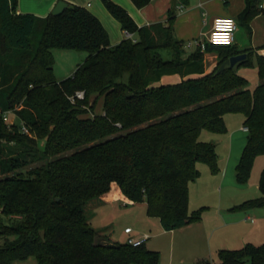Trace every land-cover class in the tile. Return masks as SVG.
Returning <instances> with one entry per match:
<instances>
[{"label": "trees", "instance_id": "trees-1", "mask_svg": "<svg viewBox=\"0 0 264 264\" xmlns=\"http://www.w3.org/2000/svg\"><path fill=\"white\" fill-rule=\"evenodd\" d=\"M132 1L139 8L151 2ZM105 4L136 40L112 44L101 20L81 5L41 17L18 12V0H0V264L30 256L37 264H158L160 252L146 243L100 239L86 205L116 183L133 202L145 201L147 214L165 230L200 221L203 208L189 211L190 183L200 175L199 163L220 169L215 145L200 135L224 132L229 112L244 113L248 133L236 166L240 183L264 153V54H257L259 81L252 89L237 68L251 64L253 49L207 43L205 51L217 53L220 62L206 72L205 51L196 47L186 55L185 42L176 37L175 12L166 23L139 27L122 6ZM259 14L261 0H246L238 22L251 33ZM54 48L87 56L58 80ZM242 52L245 60L217 71ZM172 74L181 81L160 83ZM77 90L85 98L73 103L69 97ZM100 98L103 112L95 114ZM6 112L21 123H10ZM259 189L260 197L239 206L264 207V169ZM219 259L264 264V243L221 249Z\"/></svg>", "mask_w": 264, "mask_h": 264}, {"label": "rangeland", "instance_id": "rangeland-1", "mask_svg": "<svg viewBox=\"0 0 264 264\" xmlns=\"http://www.w3.org/2000/svg\"><path fill=\"white\" fill-rule=\"evenodd\" d=\"M100 1L114 20L110 25L115 24L120 30L121 23L118 18L107 8L105 0ZM123 1L137 8L132 0ZM263 1L264 0H262V5ZM113 2L122 6L124 9H128L120 2L114 0ZM186 7H188V5H186ZM257 24V32L258 36H260L261 32L264 33V18L260 17ZM184 41L185 54L187 55L195 50V48L187 46L189 40ZM236 42H238L239 45H250L251 42L250 33L247 28L240 23H238ZM53 54L55 58L54 73L58 79H64L71 75L87 56L86 51L66 48H54ZM162 55L165 59L171 57L168 51H162ZM251 60V64L240 65L237 70L247 78L250 88L253 89L259 81L256 53H253ZM127 78L128 75L126 74L123 79L127 80ZM169 78H173L174 81L178 78V75ZM94 112L95 114L103 112V98L98 99L95 103ZM91 113L92 111L89 114ZM244 120L245 115L242 112L226 113V130L224 132L217 133L203 130L200 135L201 140L212 142L215 145L220 168L218 172H212L208 165L199 163L200 175L190 183L189 211L192 212L203 208L201 224H203V227L205 226L204 228L206 230L203 239L200 241H193V233H190V236L184 237L183 234L178 231L172 232L171 230H164L160 219L158 217L149 216L146 211V206L140 202L136 204H123L117 201L112 205L100 203L95 206L94 203L97 202L98 199L91 200L86 205V214L91 225H94L93 227L95 228L98 227L103 229L115 242L120 243L127 242L130 235L149 233L151 238L146 245L160 252L158 264H195L197 262L195 258L199 253V249L202 247L212 264H219V250L228 249L227 247L220 246L225 233L231 229V226H225L226 221L231 219L228 217H238L244 210L250 208L239 205L246 200L256 199L262 194L259 189V180L264 169V153L256 156L250 176L246 182L240 183L236 178V166L246 145L248 134L247 130L244 129ZM17 123H21L20 120H17ZM39 147L41 149L44 148V141H39ZM255 208H259L264 212V207L262 206ZM219 212L226 218L218 216ZM128 225L134 230L132 234L125 232V227ZM262 243H264V240L255 245H260ZM11 264H37V260L34 256H30L25 259L15 260Z\"/></svg>", "mask_w": 264, "mask_h": 264}, {"label": "crops", "instance_id": "crops-1", "mask_svg": "<svg viewBox=\"0 0 264 264\" xmlns=\"http://www.w3.org/2000/svg\"><path fill=\"white\" fill-rule=\"evenodd\" d=\"M60 0H18V12H30L34 13L38 16L45 17L51 13L52 9ZM68 4H77L86 7L92 13H94L104 24L106 29L109 32L110 40L112 44H116L121 40L127 37L126 30H119L115 24L113 23V19L108 14L104 6L102 5L100 0H65ZM113 1V0H111ZM122 3L128 9H126L129 14L134 18L135 22L139 27L150 25L157 22L166 23L168 20V14L170 11L176 13V19L174 22V30L176 37L180 40H190L194 38L201 37L204 33H207L211 27L215 17L221 15L233 16L237 22L240 13L243 11L246 5V0H190L188 7L183 5L180 0H151V2L142 7V8H134L131 5H128L123 0H114ZM261 6L264 7V1ZM203 17V19H202ZM260 17L264 18L263 14H259L251 21V42L250 45H239L237 41V33H236V43L241 50H246L252 48L254 53L256 54H264V33H260L258 36V24L257 21ZM239 23V22H238ZM136 36L135 34L133 35ZM185 42V41H184ZM196 48V47H194ZM205 51V50H204ZM219 58L217 53L215 52H207L205 51V69L206 72L212 71L218 64ZM72 70V69H71ZM75 71V70H74ZM73 71V72H74ZM71 72V71H70ZM73 73H71L72 75ZM178 74L165 75L160 83L170 84L181 81L182 77L178 75V78L173 81V78ZM70 76V75H69ZM57 78V77H56ZM58 79V78H57ZM61 80V79H58ZM9 120L14 123L17 122L18 117L13 113H8ZM21 122V121H20ZM247 140V139H246ZM199 165V164H198ZM236 171V170H235ZM190 192V186H189ZM190 199V197H189ZM117 201L122 202L123 204L129 203H139L133 202L129 198H127L122 192L121 188L116 184H112V188L108 194L102 199H98L97 202L94 203L95 206L98 204H107L112 205ZM146 206L145 201L140 202ZM190 206V200H189ZM228 209V208H227ZM218 216L222 218H226L222 215L221 212L218 213ZM225 223L226 227H230L231 229L227 231L223 237V241L220 243V246L227 247L228 249H237L242 248L248 243L257 244L264 240V212L259 208H249L244 210L242 214L238 217H228ZM94 226V225H92ZM131 227V226H126ZM125 227V228H126ZM205 227V226H204ZM201 224V220L198 222H194L188 224L186 226L180 227L178 229L171 230L172 232H180L184 237L190 236V233H193V241H200L205 237L206 230ZM95 228V227H94ZM97 231H100L102 240L115 242L107 232L103 231V229L96 227ZM193 229V230H189ZM165 230V229H164ZM132 232H126L128 234H132ZM144 233L132 236H141ZM149 234V233H148ZM150 235V234H149ZM128 238V239H129ZM151 238V235L149 239ZM148 239V240H149ZM147 240V242H148ZM146 242V243H147ZM149 247V246H148ZM150 249L156 250L153 247H149ZM195 264H212L211 260L207 257L204 248L199 249V253L197 254Z\"/></svg>", "mask_w": 264, "mask_h": 264}, {"label": "built area", "instance_id": "built-area-1", "mask_svg": "<svg viewBox=\"0 0 264 264\" xmlns=\"http://www.w3.org/2000/svg\"><path fill=\"white\" fill-rule=\"evenodd\" d=\"M238 30V22L233 16L228 15H221L214 18L211 29L204 33L200 38L189 40L187 42V46L189 47H200L202 51L206 49L207 43L212 44H232L236 41V33ZM126 38H132L136 40L132 33L126 31ZM70 100L73 103H77L78 100H82L85 98V91L84 90H77L73 95H71ZM90 110V108H89ZM91 112V110H90ZM8 113L4 114V117L8 118ZM94 115V113H91ZM10 123H12L10 121ZM120 126V124L118 123ZM247 130V127H244ZM21 131L24 133H28L29 129L25 124H22ZM126 232H132L131 227L125 228ZM150 235L148 233H144L141 236H132L128 239L127 242L133 245H141L147 242Z\"/></svg>", "mask_w": 264, "mask_h": 264}, {"label": "water", "instance_id": "water-1", "mask_svg": "<svg viewBox=\"0 0 264 264\" xmlns=\"http://www.w3.org/2000/svg\"><path fill=\"white\" fill-rule=\"evenodd\" d=\"M68 2L65 0H60L55 7L52 9L51 13L53 15H59L61 14L67 7H68ZM247 52H242L239 54H235L224 60L221 65L218 68V72L223 71L227 66L234 67L237 65L239 62L245 60L247 58Z\"/></svg>", "mask_w": 264, "mask_h": 264}]
</instances>
